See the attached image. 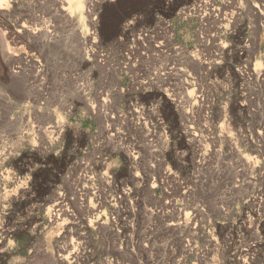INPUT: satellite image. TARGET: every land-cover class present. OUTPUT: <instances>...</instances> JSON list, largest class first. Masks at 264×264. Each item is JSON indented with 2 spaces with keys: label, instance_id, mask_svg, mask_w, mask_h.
Masks as SVG:
<instances>
[{
  "label": "rangeland",
  "instance_id": "1",
  "mask_svg": "<svg viewBox=\"0 0 264 264\" xmlns=\"http://www.w3.org/2000/svg\"><path fill=\"white\" fill-rule=\"evenodd\" d=\"M0 264H264V0H2Z\"/></svg>",
  "mask_w": 264,
  "mask_h": 264
},
{
  "label": "bare ground",
  "instance_id": "2",
  "mask_svg": "<svg viewBox=\"0 0 264 264\" xmlns=\"http://www.w3.org/2000/svg\"><path fill=\"white\" fill-rule=\"evenodd\" d=\"M73 1H75V0H73ZM2 2V0H0V3ZM198 3H201V2H198ZM77 8H78V6H77ZM61 207V206H60ZM61 208H59L57 211H59Z\"/></svg>",
  "mask_w": 264,
  "mask_h": 264
}]
</instances>
